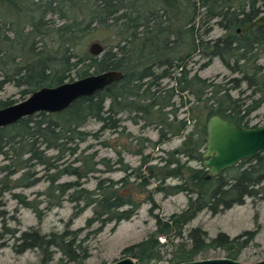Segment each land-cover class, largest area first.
Segmentation results:
<instances>
[{"label":"trees","instance_id":"trees-1","mask_svg":"<svg viewBox=\"0 0 264 264\" xmlns=\"http://www.w3.org/2000/svg\"><path fill=\"white\" fill-rule=\"evenodd\" d=\"M6 7L12 8L16 18L5 22L8 17L2 11ZM263 11L264 0H0V90L12 83L27 97L42 86L71 81L72 72L78 78L107 70L122 73L117 82L91 96L78 98L61 112H39L0 128V198L11 188L33 186L38 180L34 168L42 165L47 172H57L49 177V191L59 192L55 204H60V196L67 190H73L69 200L95 207L86 225L98 221L96 232L109 222L129 219L137 204L119 195L112 182L99 181L95 190L89 191L78 181L98 171L99 162L108 163L106 159L96 160V151L79 157V144L90 136L98 138L99 134L83 127L95 121L101 123L100 132L116 131L121 120L119 113H126L127 118L137 122L138 118L156 119L153 115L157 112V119L163 115L161 124L168 130L173 128L172 135H181L186 119L177 120L176 113L173 117L166 116L163 109L173 104L175 95L183 106L185 94L203 104L196 115L190 108L195 130L180 147L167 152L166 158L160 157L161 166L147 165L150 156H143L141 163L147 175L140 172L137 178L142 186L156 181V191L164 189L162 183L166 178H176L179 183L166 193L188 192V206L165 221L157 219V227L148 239L125 247L122 253L135 258L137 264L157 261L163 247L174 246L168 241L160 243L158 236L165 240H170L172 233L180 237L183 225L199 210L210 207L215 211L213 204L226 209L242 203L246 196L263 195L264 149L208 180L203 179L200 167H185L180 159L200 162L206 137L205 121L209 116L217 114L249 127V115L264 104V26L236 31ZM198 16L202 20L200 26H205L201 33L196 26ZM213 26L221 28L223 34L205 39ZM99 28L114 31L118 41L103 46L101 54L94 56L80 48L83 40ZM4 31L13 36H7ZM197 53L204 60L200 68L218 58L230 76L223 82H215L191 74L187 65ZM164 79L173 81L174 87L160 86ZM236 89L240 94L244 91L249 94L244 98L233 97L231 90ZM13 103L10 99H0V108ZM159 134L160 138L166 135L164 129ZM50 151L55 154H48ZM84 152L83 149L80 154ZM66 157L73 158L59 170L58 163L67 162ZM76 162L82 167L71 166ZM62 174L74 175L77 180L54 185ZM11 181L14 184L10 186ZM1 206L0 203V218L4 217ZM199 231L193 228L188 236L195 239L201 235ZM79 232L66 230L47 235L23 232L20 240L28 239L29 243L22 250L39 248L50 262L56 252L74 260L79 249L83 261L86 251L82 250ZM222 238L219 235L212 242L220 246L225 257L237 259L243 245ZM213 244L202 239L194 242L188 250L175 253L174 264L194 260ZM51 248L55 251H48Z\"/></svg>","mask_w":264,"mask_h":264},{"label":"rangeland","instance_id":"rangeland-1","mask_svg":"<svg viewBox=\"0 0 264 264\" xmlns=\"http://www.w3.org/2000/svg\"><path fill=\"white\" fill-rule=\"evenodd\" d=\"M3 13L8 17L3 20L5 22L16 18L11 7H6L2 11ZM52 19L56 20V17ZM196 19L199 21L196 26L200 27L201 33L205 26H200L202 20H199V16ZM0 24H2L1 21ZM4 32L7 36H13V33L9 31ZM223 32L218 26H213L205 39H215ZM116 41H118V36L114 31L99 28L89 38L83 40V46L80 49L88 52L92 42H99L105 46L107 44L114 45ZM203 61L198 53L189 60L187 68L190 69L191 74L197 73L200 77L215 82H223L226 76H230L229 71L218 58H214L210 64L200 68ZM75 79L78 77L72 72L71 80ZM66 81H70V79ZM160 86L168 89L174 87V82L164 79ZM241 89H245L244 84ZM247 94L249 91L240 94L238 89L231 90L233 97L244 98ZM25 98L21 95L20 89L12 83L5 84L0 90V99L3 100L10 99L16 103ZM183 99L186 103L177 109V119H186V128L181 135H172L169 130H164L167 135L160 138L159 131L165 129V126L160 121L163 119V115L161 114L162 118L160 117L159 120L157 119V112H154L153 115L156 119L138 118L137 122L127 118V114L122 112L116 131L106 129L100 132L101 123L95 121H89L83 127L85 131L97 134L99 132V134L98 138L90 136L85 142L79 144V157L96 151V160L106 159L108 163L99 162L96 167L98 171L90 173L78 181L84 189L89 191H94L99 181H107L106 184L109 181L112 182V188L119 195L131 199L137 204L134 215L119 222H109L96 232L100 224L98 221H94L90 226L86 225L87 220L93 217L95 207L93 205L85 206L83 201L69 200V194H72L73 190H67L64 195L60 196V204H55L59 192L51 189L49 191V177L55 176L57 172L56 170L47 172L42 165H36L34 177L38 180L33 186L11 188L4 192L0 198L1 209L4 211V217L0 218V264H80L81 262L82 264H110L124 257H130L123 254L122 250L148 239L157 227V219L165 221L173 214L182 213L188 206L189 193H166L169 188L179 183L176 178H166L162 183L164 189L156 191V181L153 180L148 186H142L137 175L140 172L145 176L147 175V169L141 163L143 156H150L147 165L161 166L160 157L166 158L167 152L180 147L182 141L194 129L191 124L193 120L190 117L192 113L190 108H193V114L196 115L198 114L197 109L201 108L203 104L196 102L190 95L185 94ZM172 101L175 102L174 108L180 103L179 97L176 95L173 96ZM167 110L164 108L163 112ZM248 118L249 127L261 124L264 120V104L250 114ZM83 149L85 152L80 154ZM48 154L54 155L55 153L50 151ZM72 158H67V162H59V170L66 167ZM180 159L185 162V167H200V162L186 161L184 157ZM0 162L2 163V160ZM71 166L82 167L78 162ZM17 176L18 174L13 176V179ZM76 180L74 175L62 174L57 178L54 185ZM13 184L14 182L11 181L8 185ZM14 195L19 196L15 197ZM212 206L215 207V211L210 207L203 208L183 225L180 237L173 236V233L170 235V240L158 236L160 243L165 244L168 241L174 246L163 247L160 253L161 258L157 261L151 260L148 264H174V256L177 251L188 250L194 242L199 243L201 239L204 243L214 244L207 247L206 252L195 259L225 257L220 246L212 242L219 238V235L228 241L234 240L235 243L243 245L236 260L256 262L264 259V194L246 196L242 203L234 204L226 209L217 207L216 204ZM193 228L200 230L201 235L198 234L197 239L188 236V232ZM66 230L68 232L80 230L78 239H83L82 250L86 251L83 261L82 252L79 249L76 250L77 255L74 260L56 252L50 262H47V255L39 248L22 250L24 244L29 243L28 239L26 242L20 240V235L23 232H37L40 235H47L51 233L60 234ZM48 251L53 252L55 249L51 248ZM132 259L137 264V260Z\"/></svg>","mask_w":264,"mask_h":264},{"label":"water","instance_id":"water-1","mask_svg":"<svg viewBox=\"0 0 264 264\" xmlns=\"http://www.w3.org/2000/svg\"><path fill=\"white\" fill-rule=\"evenodd\" d=\"M264 26V11L255 19L237 29L245 32ZM103 45L92 42L88 52L99 55ZM122 73L107 70L64 81L56 86H42L34 90L22 101L0 108V128L10 126L20 119L39 113H58L68 108L75 100L91 96L120 80ZM205 145L200 156V167L204 170L203 179L216 177L224 170L234 167L242 160L254 157L264 149V120L251 127L239 126L220 115L213 114L205 121ZM110 264H136L131 257H124ZM178 264H264V259L256 262H240L228 257L194 259Z\"/></svg>","mask_w":264,"mask_h":264},{"label":"flooded vegetation","instance_id":"flooded-vegetation-1","mask_svg":"<svg viewBox=\"0 0 264 264\" xmlns=\"http://www.w3.org/2000/svg\"><path fill=\"white\" fill-rule=\"evenodd\" d=\"M174 104H175V102H173V104L170 106V107H168L167 109V111H165L164 112V114L166 115V116H169V117H173V114L174 113H176V119H177V109H178V107L180 106V103H179V105H176V107L174 108ZM139 115V114H138ZM135 115H133V117H134ZM118 118H120V113H119V115H118ZM121 119V118H120ZM177 120H182V119H177ZM192 120H193V123H191L192 124V127L194 128L193 130H195V128H196V122H195V119L194 118H192ZM164 130H166V131H168V129L167 128H165ZM192 130V131H193ZM166 131H164L165 132V134L167 135V133H166ZM172 131H173V128H171V130H169V132H170V134H172ZM184 140H188V135H187V137L184 139ZM183 140V141H184ZM182 141V142H183ZM201 168V167H200ZM202 169V168H201ZM203 170V169H202ZM203 172H204V170H203Z\"/></svg>","mask_w":264,"mask_h":264}]
</instances>
